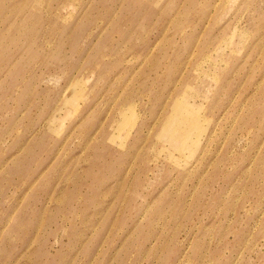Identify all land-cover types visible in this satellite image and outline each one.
I'll return each mask as SVG.
<instances>
[{"label": "rangeland", "instance_id": "rangeland-1", "mask_svg": "<svg viewBox=\"0 0 264 264\" xmlns=\"http://www.w3.org/2000/svg\"><path fill=\"white\" fill-rule=\"evenodd\" d=\"M0 264H264V0H0Z\"/></svg>", "mask_w": 264, "mask_h": 264}]
</instances>
